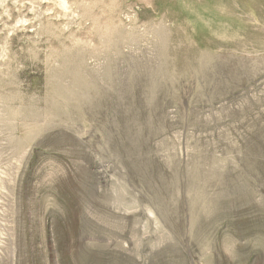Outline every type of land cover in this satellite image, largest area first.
Returning a JSON list of instances; mask_svg holds the SVG:
<instances>
[{
    "label": "rangeland",
    "instance_id": "374dc122",
    "mask_svg": "<svg viewBox=\"0 0 264 264\" xmlns=\"http://www.w3.org/2000/svg\"><path fill=\"white\" fill-rule=\"evenodd\" d=\"M0 264H264V0H0Z\"/></svg>",
    "mask_w": 264,
    "mask_h": 264
}]
</instances>
